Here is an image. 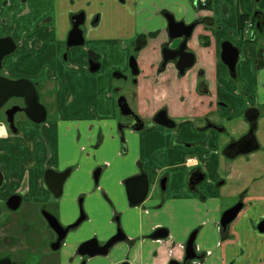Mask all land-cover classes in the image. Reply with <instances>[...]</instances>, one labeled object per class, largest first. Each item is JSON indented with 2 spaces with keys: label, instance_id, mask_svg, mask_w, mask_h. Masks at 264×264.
I'll list each match as a JSON object with an SVG mask.
<instances>
[{
  "label": "crops",
  "instance_id": "crops-1",
  "mask_svg": "<svg viewBox=\"0 0 264 264\" xmlns=\"http://www.w3.org/2000/svg\"><path fill=\"white\" fill-rule=\"evenodd\" d=\"M256 7L264 11V0H210L206 8L193 0H0V38L11 37L17 45L0 73L29 78L46 92L45 86H56L58 120L43 127L20 123L18 133L0 121V199L19 194L32 218L40 220L48 209L69 224L81 213L83 197L86 224L70 231L76 240H65V258L58 256L56 264H170L171 258H182V245L194 230L195 248L205 255L195 264H264V257L259 262L249 257L252 240L264 234L258 230L264 220V63L258 45L239 33V14ZM80 12H85L88 40L67 49L72 17ZM167 12L186 24L208 19L188 41L196 62L185 74L173 61L159 70L164 47L175 43ZM226 42L240 49L234 71L222 58ZM91 61L100 64L95 72ZM114 70L119 72L112 76ZM128 72L134 84L124 95L145 121L142 130L118 125L116 79H126ZM201 82L207 92L202 95ZM117 88L119 96L124 91ZM165 105L174 126L153 121ZM252 125L251 142L258 148L234 154L229 145L246 137ZM48 168H72L59 198L45 182ZM196 170L205 178L194 190L188 178ZM143 172L150 196L132 206L126 180ZM163 175L164 193L159 190ZM238 201L244 206L223 235L221 217ZM116 215H123L128 240L109 255L79 254L86 240L104 241L114 233ZM44 223L43 237L34 241L29 224L0 227V242L10 245L16 264L38 255L39 247L49 250L53 233ZM157 226L167 228L169 238H146Z\"/></svg>",
  "mask_w": 264,
  "mask_h": 264
},
{
  "label": "water",
  "instance_id": "water-1",
  "mask_svg": "<svg viewBox=\"0 0 264 264\" xmlns=\"http://www.w3.org/2000/svg\"><path fill=\"white\" fill-rule=\"evenodd\" d=\"M168 18V24H169V35L171 39L175 37H182L190 38L193 29L196 25V23H191L190 25H187L184 21H177L175 17L172 14H166ZM85 22V12H80L72 17V29L69 32L68 39H67V46H79L84 44V34L83 29L81 26ZM185 41L182 43L180 48L176 51L179 54L177 56L170 57L168 53H166L167 46L164 47V64L167 65L169 61H173L176 63L178 69L181 71V73H184L185 69L191 68L195 64V54L193 52H190L186 49V45H184ZM16 43L11 37H2L0 38V70L3 68V60L6 56L10 55L16 50ZM228 46V47H227ZM171 50V49H169ZM239 48L233 45L231 42H226L223 45V51H222V58L223 60L229 65V68L231 71L235 70L236 63L239 59ZM173 51V50H171ZM179 56V58H178ZM134 60V57L131 58ZM100 64L94 61L90 62V69L91 71L95 72L99 69ZM131 67L133 69V73H138V69L135 67L133 62H131ZM12 97H20L24 99L25 106L20 107L19 105H15L9 110H7V115L9 116V123L11 128L13 129V132H17V127H15V124L13 122V114H15L17 111H24L26 114L33 119L35 122L41 123L47 119V107L41 102L40 100V92L37 83H35L33 80L29 78H10L6 75H3L0 73V108ZM117 104L119 106L120 112L122 115L128 116L132 115L135 117V120H137L140 124L134 125L132 128L134 130H142L145 127V121L140 119V116L131 108L129 105L126 96L121 95L117 98ZM162 111L158 112L155 116V122L166 125V126H174L175 122L165 113H163L157 118V116L160 115ZM11 116V117H10ZM255 118V116H254ZM253 118V119H254ZM174 123V124H172ZM254 134V126L251 128V131L249 132L246 137H244L243 143H240V141L232 142L229 145V149H232L234 151V154L236 153H245L249 152L253 149H255L257 146L252 144L251 138ZM252 135V136H251ZM250 140H249V138ZM248 138V139H247ZM249 140V141H248ZM240 143V144H239ZM250 143V144H249ZM258 148V147H257ZM100 170H98V174L95 175L94 173V179L95 182L99 181L100 177ZM72 171L71 168H67L62 172L49 169L45 173V181L48 184V187L52 190L55 197H61L63 194V186L65 181L67 180L70 172ZM205 175L201 170L194 171L190 176V182L189 186L190 189H196L197 185L204 180ZM57 180V181H56ZM3 183V174L0 171V186ZM163 184V187L165 189L166 186V179H163L161 181ZM126 189H127V195L128 199L130 201V204L132 206H137L141 204L143 201H145L149 190H150V183L148 179V175L146 172H143L139 175L130 177L126 180ZM82 199L81 198L80 204L82 205ZM22 202V197L20 195H12L8 198L6 201L7 206L12 209L16 210L20 207ZM244 206V202H239L235 204L234 206L227 209L222 217H221V226L225 229L227 226L235 220V218L238 216L239 212ZM45 218L47 219L50 226L56 230L59 234L58 241L54 244H52L53 249H59L61 246V240H63L67 234L69 233L70 229L80 225L83 221L87 219V215L85 213L80 214L78 219L68 225L64 226L61 225L57 217L52 215L49 212L44 211ZM119 221V219H118ZM120 230V229H119ZM258 230L261 233H264V220H261L258 224ZM124 231V230H123ZM125 232V231H124ZM195 233V231H194ZM156 236L158 237H167L168 236V229H165L164 233H159ZM128 235L124 234V237H118L117 235H113L107 240V243L101 244L99 239L97 237H94L92 239L86 240L84 243H82L79 246L78 253L81 255H87L90 257H94L97 255H107L109 252V248L116 242L127 240ZM195 236L194 234L191 236L190 239L186 242V257L185 259H195L199 258L198 254L196 253V248L194 245ZM0 264H13V261L10 257H5L0 259ZM117 264H132L129 261H122ZM170 264H183L177 259H172L170 261Z\"/></svg>",
  "mask_w": 264,
  "mask_h": 264
},
{
  "label": "flooded vegetation",
  "instance_id": "flooded-vegetation-1",
  "mask_svg": "<svg viewBox=\"0 0 264 264\" xmlns=\"http://www.w3.org/2000/svg\"><path fill=\"white\" fill-rule=\"evenodd\" d=\"M193 3L195 4V6H197V7H201V8H206V7H208L209 6V3H210V0H208V3L206 4V5H201V4H199V3H196L195 2V0H193ZM166 14H168V12L166 13ZM170 14V13H169ZM264 11H262L260 8H258V7H256L255 9H254V11H252V13L251 14H245V13H240L239 14V33H240V37L241 38H243V39H246V40H248V41H250V42H253V43H256L257 45H258V47H259V52H260V56H261V63L260 64H263L264 63V60H263V54H264ZM241 15H242V17H241ZM241 17V18H240ZM168 19V18H167ZM207 18H201V19H197V20H195V21H193L192 23H196V25H195V27H194V29H193V32H194V30L197 28V26L198 25H200V24H204V23H206L207 22ZM191 23H188L187 25H190ZM241 24H242V27H241ZM81 28L83 29V26H81ZM83 34H84V39H85V42H84V44H82L81 46H83V45H85V43H86V36H85V31H84V29H83ZM170 36V35H169ZM141 39H139L140 41H141V43H143L144 41H145V38H143V37H140ZM68 39V38H67ZM189 39L190 38H185L184 36H182V37H175V38H173V39H171V37H170V41L171 42H175L174 43V47L171 49V50H173V51H171V50H169V49H167L166 50V53H168L169 54V56L170 57H172V56H177L179 53L178 52H176L179 48H180V46L182 45V43L185 41V43H184V45H186L187 46V44H188V41H189ZM66 46H67V42H66ZM80 46V45H79ZM71 47V46H70ZM69 47V48H70ZM228 47V46H227ZM68 48V46H67V49H69ZM177 49V50H176ZM186 49L188 50V51H190V52H193L192 50H190V48H188V47H186ZM178 58H179V56H178ZM195 59H196V56H195ZM195 62H196V60H195ZM134 63H135V60H134ZM133 63V64H134ZM161 65L159 66V70L160 71H163V70H165V67L167 66L166 64H164V59L161 61V63H160ZM134 66H135V64H134ZM188 69H190V68H188ZM188 69H185V71H184V73H181V74H185V72L188 70ZM159 71V72H160ZM202 85H204V83L203 82H201V85H200V87H199V94L200 95H202V94H204V93H207V92H205V88L202 86ZM38 88H39V92H40V86H38ZM118 90H120V88H118ZM125 93L124 92H122L121 94H119V96H121V95H124ZM118 96V97H119ZM126 96V95H125ZM12 98H18V101H20V104H21V106L20 107H23V106H25V102H24V99H22V98H20V97H12ZM12 98H10V99H12ZM10 99L0 108V119H3L4 121H1V122H3V124L7 127V130L10 132V133H14L13 132V129L11 128V126H10V123L8 122L9 121V116L7 115L8 113H7V110H9V108H11V106L13 107V106H15V105H18V103H16V104H10L9 105V101H10ZM126 99H127V97H126ZM40 100H41V102L47 107V110H48V113H47V119L45 120V121H43V122H41V123H38V122H35L33 119H31L27 114H26V112H24V111H22V110H20V111H17L15 114H13V122H14V124H15V127H17L16 129H17V132L16 133H18L19 132V130H20V128H19V126H20V123H22V124H25V123H29V124H31V125H36V126H41V127H43V126H46L47 124H49V122H54V120L56 119V121H58L57 120V118H55L56 117V114H54L55 116L53 117V118H51V119H49V112L51 111L50 110V107L52 106H56V103H51L50 104V106H49V103H45L43 100H42V97H41V94H40ZM127 101H128V99H127ZM128 103H129V101H128ZM129 105L131 106V108L136 112L137 110L131 105V103H129ZM217 106H220V103H218L217 104ZM160 111H162L161 113H160V115L159 116H157V118L159 117V119L161 118L160 116L163 114V113H165V114H167L168 116H169V108L165 105V106H163V107H161V108H159V110H157L156 112H155V114H154V117H153V121L155 122V116L157 115V113L158 112H160ZM119 113L121 114V112H120V110H119ZM137 113V112H136ZM251 113H252V111H251ZM3 116V117H2ZM11 117V116H10ZM162 117H163V115H162ZM162 119V118H161ZM163 120V119H162ZM155 123H157V122H155ZM140 123L137 121V120H135V117L134 116H132V115H128V116H125V115H120V119H119V122H118V125H119V128H121V127H132V126H134V125H139ZM160 124V123H159ZM172 124H174V123H172ZM209 124V123H208ZM208 126H211V127H213V128H216V129H219V127H217V126H215V125H213V124H209ZM253 126H255V125H252V127ZM251 127V128H252ZM133 129V128H132ZM250 131H251V129H250ZM249 131V132H250ZM122 133V132H121ZM240 144V143H239ZM99 168H101V167H99ZM99 168H97L96 170H95V175H97L98 174V170H99ZM49 169H53V170H56V171H59V172H62V171H64V170H58V168H48L47 170H49ZM72 169V168H71ZM100 172L102 173V169L100 170ZM46 173V172H45ZM71 173V172H70ZM101 173H100V175H101ZM69 177V176H68ZM100 178V177H99ZM68 179V178H67ZM46 180V179H45ZM57 181V180H56ZM46 182V181H45ZM66 182V181H65ZM99 182V181H98ZM98 182H96V183H98ZM46 184H47V182H46ZM65 184V183H64ZM47 186H48V184H47ZM49 189H50V187H49ZM51 190V189H50ZM52 191V190H51ZM53 193V192H52ZM16 195H19V194H16ZM54 195V194H53ZM55 196V195H54ZM149 196H150V194L149 195H147V197L149 198ZM146 197V199H148ZM59 198V197H58ZM145 199V200H146ZM80 202V201H79ZM82 202L84 203V199H82ZM145 201H143L141 204H139V205H142L143 203H144ZM239 202H243V201H238L237 203H239ZM83 203H82V205L80 204V207H81V209H80V212H82V213H85V211H84V207H83ZM236 203V204H237ZM21 204H22V202H21ZM139 205H137V206H139ZM21 206V205H20ZM6 207H7V209H10L8 206H7V204H6ZM20 208V207H19ZM18 208V209H19ZM10 210H12V209H10ZM17 210V209H16ZM44 211H46V212H49V213H51L52 215H54L55 217H57V219L59 220V222L61 223V225H64V226H68V225H70V224H72V223H74L75 221H73L72 223H69V224H64V223H62V221H61V219H60V217H58L56 214H54V213H52V212H50V211H48V210H43L42 211V214H43V217L45 218V215H44ZM81 214V213H80ZM86 214V213H85ZM87 215V214H86ZM80 216V215H79ZM87 219H88V216H87ZM86 219V220H87ZM118 219H119V221H118ZM45 220L47 221V219L45 218ZM85 220V221H86ZM115 220H116V223H117V229H116V231H115V233L113 234L114 236L115 235H117L118 237H124V234H125V232L124 231H126V229H125V226H124V223H123V219L122 218H120L119 216H117L116 218H115ZM85 221H83V222H85ZM82 222V223H83ZM47 223H48V221H47ZM81 223V224H82ZM80 224V225H81ZM80 225H78V226H76V227H74V228H77V227H79ZM220 227H221V229H223V230H225V231H227V228L229 227V226H227V228H223L222 226H221V223H220V225H219ZM48 227L50 228V230L52 231V233H53V236H52V238H51V241H50V243H49V249L50 250H55V249H53V247H52V244H54V243H56L57 241H58V238H59V234H58V232L56 231V230H54L51 226H50V224L48 223ZM73 229V228H72ZM72 229H70V231L72 230ZM120 229V230H119ZM165 229H167V228H165V227H160V226H157V227H155V228H153L148 234H146V238H148V239H153V240H164V239H167V238H169V236H170V232H169V230H168V236L167 237H165V238H163V237H158V236H156L157 234H161V233H164V231H165ZM124 230V231H123ZM69 231V232H70ZM194 231H195V233H194ZM190 235H189V237H188V239H190L191 238V236L194 234V236H195V241H194V245L196 244V239H197V234H198V232L196 231V230H194ZM69 234V233H68ZM68 234H67V236H68ZM113 235H111L110 237H112ZM67 236L63 239V240H61V247L59 248V249H56V251H59V250H61V248L63 247V245H64V243H65V239L67 238ZM109 237V238H110ZM108 238V239H109ZM108 239H106V240H104V241H101V240H99L100 241V243L103 245V244H105V243H107V240ZM187 239V240H188ZM127 240H128V238H127ZM127 240H122V241H118V242H116V243H114L110 248H109V252H108V254L107 255H109L110 253H111V251L113 250V248L115 247V246H117L118 244H120V243H123V242H125V241H127ZM187 242V241H186ZM3 247H7L6 245H4ZM8 247L9 248H11L10 247V245H8ZM185 249H186V245L184 246V255L182 256V258L181 259H177V258H173V259H177V260H179L181 263H183V264H195V261H201L203 258H204V254L202 253V250H199L198 248L196 249V253L198 254V256H199V258H195V259H188V260H186L185 259V257H186V252H185ZM87 255H83V257H86ZM5 257H10L11 259H12V254H10V255H4V256H0V259L1 258H5ZM32 257H34V258H38V255H32ZM12 261H13V259H12ZM171 261V260H170ZM130 262V261H129ZM13 264H16L14 261H13ZM85 264V263H84Z\"/></svg>",
  "mask_w": 264,
  "mask_h": 264
},
{
  "label": "rangeland",
  "instance_id": "rangeland-1",
  "mask_svg": "<svg viewBox=\"0 0 264 264\" xmlns=\"http://www.w3.org/2000/svg\"><path fill=\"white\" fill-rule=\"evenodd\" d=\"M83 29H84V25H83ZM87 40H88V37L86 36V42H87ZM127 43H129V45H130V42H127ZM123 51H124V48H122L121 51H119V53L121 54ZM132 55H133V51L131 50V54L127 57V62H129L130 57ZM64 58H65V56H64ZM116 71L119 72V70H114L113 73H112V76L114 75V73ZM126 76H127L126 79L125 78H117L116 79V84H117V87H121L123 89L124 93L128 95V92H129L130 89H132L134 82L132 80L133 79L132 73L128 72V75H126ZM117 87H115V88L118 90ZM45 88H48V91L46 92V89H44V88H43V90L40 89V94H41L42 100L45 103H49V106H50L51 103H55L54 102V97H55V94H56L57 87L56 86L53 87L52 85H50L49 87L45 86ZM116 89L114 91L115 92L114 93L115 94V99H117V97H118V91ZM52 97H53V101L51 102L49 100ZM20 101H18V98H12L9 101V105L12 104V103L13 104L18 103V105L21 106ZM50 110L51 111L49 112V119H51V118H53L55 116L54 114H56V112H57L56 106H53V107L51 106ZM0 121H4V120L0 119ZM166 178H167L166 175H163L161 180H160L159 190L162 193L166 192V189H164L163 184L161 183V181L163 179H166ZM188 179H190V175H189ZM81 198H83V197H81ZM81 198H79V200ZM6 201H7L6 198L2 199V200L0 199V227L1 226H4V227L10 226V227L16 228V227H18L19 225H22V224H29L36 231V234H34L35 237H32L31 240L34 241L38 237L42 238L43 234H44L42 232V230L44 229L43 226L45 225L44 221L47 223V221L43 217V214H41L42 218L40 220H38V219H36L34 217L32 218L31 210L28 209L27 206H23V204H22L20 206V208L17 209V210H10V209H7V207H6ZM46 210H48V209H46ZM79 215H80V213L78 214V216L73 221H75L79 217ZM117 216H119L120 218L121 217L123 218V215L122 216L121 215H116V217ZM42 219H44V221ZM62 223H64V222H62ZM85 224H86V221L82 223V225H85ZM116 227H117V223H116ZM77 228H73L72 230H75ZM218 229L220 230L221 227L220 228L218 227ZM115 231H116V228H115ZM115 231H114V233H115ZM114 233L109 234L108 237H110ZM259 235H261V238L258 237L257 239H253L252 240V244H250L251 251H250V254H249V257H252L257 262L261 261L262 258L264 257V234H259ZM108 237H106L105 239H108ZM65 240H69L70 242H74L76 240V238L74 236L70 235V232H69V234H68V236H67V238ZM3 245H6L7 247H3ZM36 252H37L39 258H37V257L36 258H34V257H25L26 259H28V260H24L25 264H37L39 262V260H40V264H56L58 256L62 255L61 256L62 260L65 258V253H64L62 248H61L60 251L50 250L49 249L46 252V251H43V248L39 247V249H36ZM12 253H14V252L12 251L11 248L8 247V244H6V243L1 241L0 242V256L10 255ZM96 257H100V256H96Z\"/></svg>",
  "mask_w": 264,
  "mask_h": 264
},
{
  "label": "built area",
  "instance_id": "built-area-1",
  "mask_svg": "<svg viewBox=\"0 0 264 264\" xmlns=\"http://www.w3.org/2000/svg\"><path fill=\"white\" fill-rule=\"evenodd\" d=\"M195 2L201 5H206L208 3V0H195Z\"/></svg>",
  "mask_w": 264,
  "mask_h": 264
},
{
  "label": "trees",
  "instance_id": "trees-1",
  "mask_svg": "<svg viewBox=\"0 0 264 264\" xmlns=\"http://www.w3.org/2000/svg\"><path fill=\"white\" fill-rule=\"evenodd\" d=\"M241 17H242V15H241ZM241 27H242V24H241ZM203 43L208 44V40L203 41ZM221 233L224 235L226 233V231L221 229Z\"/></svg>",
  "mask_w": 264,
  "mask_h": 264
}]
</instances>
